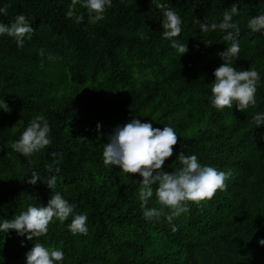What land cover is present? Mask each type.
Listing matches in <instances>:
<instances>
[{"label": "trees", "instance_id": "1", "mask_svg": "<svg viewBox=\"0 0 264 264\" xmlns=\"http://www.w3.org/2000/svg\"><path fill=\"white\" fill-rule=\"evenodd\" d=\"M165 2L182 17L175 39L189 51L181 57L162 36L154 0H113L100 21L90 19L82 2L69 17L71 0H0L7 7L0 21L10 24L22 13L35 30L23 47L0 36V99L11 108L0 109V218L47 204L53 190L27 177L47 175L50 163L61 169L56 190L88 216L86 234L69 230L72 216L32 240L14 229L0 233V264H26L25 253L37 241L62 248L64 264H264L258 243L264 237V126L252 119L264 112V32L247 25L264 12V0ZM233 3L240 8L233 18L240 27L234 66L257 68L262 83L257 105L218 110L209 99L213 70L231 41L219 29L200 32L196 21L219 22ZM38 114L50 123L52 143L24 157L11 144ZM133 117L161 129L170 124L181 135L162 166L166 171L181 166L179 152L195 153L200 162L231 171L227 188L211 199L187 201L188 211L171 222L169 209L153 196L149 206L164 207V215L146 220L139 199L143 178L106 166L102 156L108 134Z\"/></svg>", "mask_w": 264, "mask_h": 264}, {"label": "clouds", "instance_id": "2", "mask_svg": "<svg viewBox=\"0 0 264 264\" xmlns=\"http://www.w3.org/2000/svg\"><path fill=\"white\" fill-rule=\"evenodd\" d=\"M78 2L83 3L93 21L104 19L113 4V0H71L66 13L69 17L74 15ZM154 2L162 11V36L181 57L189 51L188 43L175 39L182 32V17L173 7H168L165 0ZM237 5L238 3H233L230 8H226L219 22L209 23L206 19L196 21L200 32L209 33L219 29L224 33V41H231L230 44L227 43L226 49L218 53L223 63L213 70L215 79L212 81V95L209 99L218 110L225 107L232 109L234 104L241 110L257 105V91L262 83L257 68L240 70L234 66L235 59L240 56V27L233 19L240 11ZM0 14L7 15L6 6H0ZM247 25L252 32H264V12L252 16ZM34 31L29 18L22 13L16 15L10 24L0 21V36L6 34L14 38L17 47H23L26 40L32 39ZM141 38H144L143 34ZM39 55H45L44 48L39 49ZM47 56L49 59L56 58L50 52ZM0 109L11 111L4 98L0 99ZM252 119L254 126H264V112H256ZM101 129V122H97L96 130L102 136L104 133ZM50 133L51 126L47 117L38 114L23 129L19 138L12 142L11 148L24 157H31L52 143ZM178 135L181 136L170 124H165L161 129L153 127L150 121L133 117L122 125L118 124L104 143L102 156L106 166L118 165L123 172L139 173L143 178L139 182V199L146 220L159 219L164 215V207L149 206L153 196L169 209L166 219L171 222L174 217L188 211L187 201L211 199L217 190L227 188L226 181L231 176V171L202 163L195 153L179 152L177 157L181 166L174 171L169 172L162 167L166 158L173 155V145L177 144ZM46 167L47 175L33 171L27 180L32 184L38 180L45 181L53 190L47 204H29L12 218H0V233L5 234L14 229L18 235H26L28 240H32L34 237L45 236L49 232L50 223L57 219L64 222L69 216H72V220L68 228L73 234L88 232L87 214L75 212L76 205L65 198L61 191L56 190L58 174L61 171L59 165L50 163ZM156 182L158 187L154 189L153 184ZM258 243L264 245V237ZM25 256L26 264H64L65 252L60 247L37 241Z\"/></svg>", "mask_w": 264, "mask_h": 264}]
</instances>
